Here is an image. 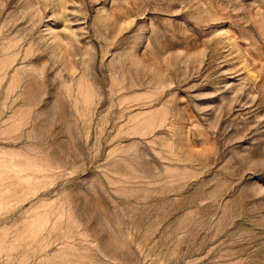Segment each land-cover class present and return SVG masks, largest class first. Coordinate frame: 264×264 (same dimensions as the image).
<instances>
[{"label":"rangeland","instance_id":"obj_1","mask_svg":"<svg viewBox=\"0 0 264 264\" xmlns=\"http://www.w3.org/2000/svg\"><path fill=\"white\" fill-rule=\"evenodd\" d=\"M0 264H264V0H0Z\"/></svg>","mask_w":264,"mask_h":264}]
</instances>
